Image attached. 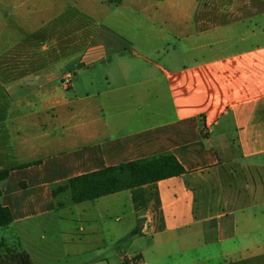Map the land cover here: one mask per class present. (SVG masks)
I'll return each instance as SVG.
<instances>
[{"label":"crops","instance_id":"1","mask_svg":"<svg viewBox=\"0 0 264 264\" xmlns=\"http://www.w3.org/2000/svg\"><path fill=\"white\" fill-rule=\"evenodd\" d=\"M163 154L185 172L52 194ZM3 168L0 239L33 264H264V0H0Z\"/></svg>","mask_w":264,"mask_h":264},{"label":"trees","instance_id":"2","mask_svg":"<svg viewBox=\"0 0 264 264\" xmlns=\"http://www.w3.org/2000/svg\"><path fill=\"white\" fill-rule=\"evenodd\" d=\"M26 166L20 165V167ZM12 168L0 169V180H5ZM185 172L184 166L172 154L140 158L75 175L52 187L53 196L68 192L71 202L78 203L158 181ZM2 190H0V194ZM64 203L59 202L62 206ZM14 221L11 209L0 203V228ZM9 253V259L2 253ZM0 264H33L25 250H17L0 239Z\"/></svg>","mask_w":264,"mask_h":264},{"label":"rangeland","instance_id":"3","mask_svg":"<svg viewBox=\"0 0 264 264\" xmlns=\"http://www.w3.org/2000/svg\"><path fill=\"white\" fill-rule=\"evenodd\" d=\"M55 230L56 229L54 227L51 228L52 232ZM3 231H4L3 228H0V236L4 233ZM6 232L8 234L7 238H8V241L10 243V246L14 249H19L20 243L17 242V239L15 238V232H14L13 228L11 227L9 230H6ZM2 251L4 253H6L4 249H2ZM202 252H203V250H201V249H195L193 251H190L189 253L182 254V256L176 255L177 252L175 255L172 253L167 254L166 263L167 264H180V263L187 264L186 263L187 261L194 262V261L200 260L199 262H195L192 264H255L253 262V259H251V260L248 259V260H245L244 262H234L235 260L232 258H229V257H218L216 259H211V260L206 261L203 259L204 256L202 255ZM5 255H6V258L8 260L9 259V253H7ZM55 264H57V263H55Z\"/></svg>","mask_w":264,"mask_h":264},{"label":"built area","instance_id":"4","mask_svg":"<svg viewBox=\"0 0 264 264\" xmlns=\"http://www.w3.org/2000/svg\"><path fill=\"white\" fill-rule=\"evenodd\" d=\"M69 80L66 79V82H68Z\"/></svg>","mask_w":264,"mask_h":264}]
</instances>
